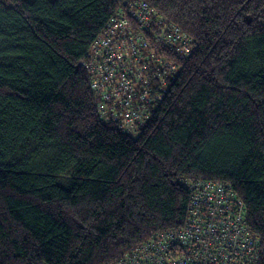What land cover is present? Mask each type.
Segmentation results:
<instances>
[{
	"label": "trees",
	"instance_id": "1",
	"mask_svg": "<svg viewBox=\"0 0 264 264\" xmlns=\"http://www.w3.org/2000/svg\"><path fill=\"white\" fill-rule=\"evenodd\" d=\"M125 1L0 0V264H114L183 225L190 181L235 192L264 264V0H142L193 53L134 137L81 66Z\"/></svg>",
	"mask_w": 264,
	"mask_h": 264
},
{
	"label": "built area",
	"instance_id": "2",
	"mask_svg": "<svg viewBox=\"0 0 264 264\" xmlns=\"http://www.w3.org/2000/svg\"><path fill=\"white\" fill-rule=\"evenodd\" d=\"M192 53V39L157 9L126 0L81 62L99 119L139 135L180 71L175 59ZM187 185L183 225L153 234L114 264H258L260 240L235 192L217 182Z\"/></svg>",
	"mask_w": 264,
	"mask_h": 264
}]
</instances>
